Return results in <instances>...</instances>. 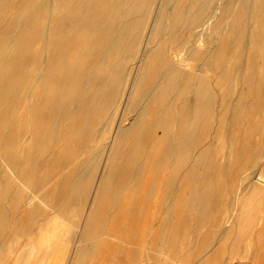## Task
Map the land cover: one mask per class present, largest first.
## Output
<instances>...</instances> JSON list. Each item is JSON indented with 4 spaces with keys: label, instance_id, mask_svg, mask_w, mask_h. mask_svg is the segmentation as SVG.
<instances>
[{
    "label": "rangeland",
    "instance_id": "obj_1",
    "mask_svg": "<svg viewBox=\"0 0 264 264\" xmlns=\"http://www.w3.org/2000/svg\"><path fill=\"white\" fill-rule=\"evenodd\" d=\"M159 1L160 0H155L157 4L155 5L154 3V5L151 6L152 10L150 11V17H154L159 8L158 15H167L169 16V19L168 21L162 22L160 20L156 21L155 23L157 26L160 25L159 27H161L163 24H168V26L176 28V31H179L180 34L184 35V39H182L184 44L186 40L190 39L191 41H189L192 42L193 39L188 36L189 32H187V27L196 25L200 21L202 22H200L201 24L204 23L209 28L212 27V32L209 28L207 29L209 30V33L206 35L209 40L205 37L204 40H201L202 42H194L196 43V46L201 49L208 48L209 50L207 49V52H199L201 49H195L196 51L193 50L194 52L192 51V54L189 57L185 48H182L183 50H180L181 52H179V56L185 57V62H189H187L189 66L185 63L187 70H196L194 71L195 76L192 81H194L193 87L196 85L195 88L197 91L191 92L190 90H184L181 88L183 87V83L181 82V85L176 86L177 88L173 87L175 92L174 89L169 91V97H171H168L169 100L162 102L161 98L156 99L150 106L148 112L145 107V101L141 102L136 109L134 108V110L127 111V109L124 108V105L128 91L126 90L128 88V81L126 84L127 88L125 87L123 96L121 97L122 101L120 100L118 107L112 111L109 110V113L107 114H103L102 112H97L95 114L98 117L95 127L97 126V128H104L106 130V136L102 141V144H104L102 149L103 154L101 155L100 163L96 166H89V150L87 147H84L78 152H72L73 146H75L79 138L82 137L83 132H81L79 128L74 130L72 134L69 132H71V127L80 125L82 117L79 112V104L77 105L78 108H76V106L73 107L74 105L67 104L69 107L66 111L69 115L67 116L66 114V117H59V119H61V124H58L59 126L55 125V130L53 129L51 132L52 137L59 135L58 137L52 138V140L51 138L46 139L43 142L44 145L41 143L40 146H38V149L36 148V153L29 152L31 155L28 152L13 153L14 157H16V155L17 157L24 155H28L27 157L30 156L29 161L31 158L32 160L30 163L28 161L29 167H20V169H17V175V172L15 171L16 167L18 168L19 166H14V164H12L14 175L10 172V175H8V171H4L7 170L6 167H4L5 164L0 160V169L2 167V170H0V209H4V212H13L15 219L17 218V215L15 214L34 211L36 208L33 207L38 206L34 212L45 214L46 218L52 217L49 216V214L55 213V220L64 224L63 226L59 223V228H56L57 232L61 229L60 231L65 237L66 235L74 236L79 235L80 230L86 222V218L87 220L93 218L94 223H100L102 213L104 220H107L108 218L115 219L117 205H122L125 202V199H127L128 196L132 197L133 191L138 189L137 187L139 185L135 184L136 181H156L158 197L172 195L174 203H178L174 205L176 208L180 207L179 203L182 202L181 198L187 199L190 214H193L196 217V214L203 213L202 216L209 219V223L205 225L207 226L205 227L207 229L206 236L212 235L213 231L216 232L219 228L222 230L226 228V230H228V228L234 224L233 222L237 220V214L240 212L245 210L252 212L249 214V219L246 222H243L244 225L233 227V229H235V231L232 230L233 233L230 230L228 232L226 231L227 234L232 233L234 235V239L237 241V243L235 242V246L242 240L246 242V248L240 254L243 257L240 261L244 260L249 264V260L245 258L249 256L251 247L254 248L253 250L255 252L258 251V255H262L264 252V0H251V2L250 0H165L164 4L160 7L158 5ZM9 5L10 6L3 15L0 16V31L10 27L15 32L18 31L17 33L14 32V35L16 37L18 36L17 40L15 39V36H13L15 42L18 40L21 41L22 39H28V41L30 40L32 42V47H39L43 39H37L36 36L39 35V38H41L44 31L48 30L47 27L39 24L34 27L29 26V28L23 26L19 21L22 20L24 12L23 4L20 0H14V2ZM165 6L167 7L165 8ZM196 21L198 23H196ZM152 22L153 21L147 23V27L144 30L145 37H142L139 46L140 48L136 55L137 59L135 57L134 61L132 60L130 62L128 65L129 69L132 68V66L134 68V65L139 61L140 57L138 56H141V53H143L147 40L145 34L147 33L148 26ZM200 23L195 29L205 26ZM172 33V31L170 32L168 30H155V40L158 41L157 44L163 43L165 40L166 43H168V41L169 43H176L175 38L171 37ZM210 40L211 42H209ZM182 46L183 45L180 47ZM211 48H213V50ZM197 53L199 55H197ZM44 54L45 52L39 51L38 57L39 59L41 58V61L46 55ZM197 70L199 71L197 72ZM201 74L203 76L199 77ZM84 76L85 75H83L82 79ZM203 77L207 78L204 79ZM128 80H130V78ZM212 85L214 88H212ZM199 87H201L200 91ZM21 89L22 91L20 92L23 93L24 90L22 85ZM83 92L85 93V86L82 89V93ZM19 93L17 94L18 97L24 95V93ZM209 96H211L210 99L212 98L213 100L211 99L212 105L209 100L210 110L207 111L198 105L201 104L203 100H206L207 97L209 98ZM172 98H174L173 101ZM67 100L68 99L64 100V102ZM186 102L193 105L190 106V109L198 106V108H196L197 112L198 114L201 113L198 117V122L201 120L199 127H201L203 131L201 130L202 132L199 133L196 147L197 149L203 148L206 152L205 154L197 155L195 150H193L191 151V153L193 152V155L191 156L190 153V158L189 155L181 158L179 152H166L165 145L167 144V140H163L162 143H160V138L164 139V135L167 136V133L164 129V124L160 123L153 126V128L151 127L152 133L149 140L145 143L144 148L134 156L133 160H124L123 165H118L116 167L104 166L112 135L114 134V128L118 123L123 126L129 125L133 117H136L137 114H139V117H144L146 121H151L156 119V117L162 118L166 110L169 109L167 108L168 106H170L172 110L178 111ZM253 104L258 105V108ZM253 106L256 108L254 109ZM61 107V109H64L62 104ZM74 115L75 117H73ZM67 124H69L68 127H66ZM62 125H65L64 127H66L68 132ZM209 129L211 130L210 132L207 131ZM19 131L20 133L23 132L22 129H19ZM23 134L20 135L25 137V133ZM22 136H19L20 144H22V142L27 144L28 139L26 140V138H23ZM72 137H74V142H72ZM56 140L57 142L60 140L61 143H55ZM131 141V139L126 138L124 145L130 146ZM202 143H205L204 146H202ZM198 146H200V148ZM55 147H59V149L57 150ZM0 153L2 154V152ZM195 157L199 164L192 168L190 167V164L194 161ZM78 160L80 162H78ZM32 162L35 163L36 166H34ZM74 162L79 167H73ZM202 162L204 164H200ZM186 164L188 165L186 166ZM104 168L106 170H104ZM89 170L93 171L89 172ZM103 170L105 172H103ZM21 173H25L24 175L26 176ZM75 175H78V177H74ZM8 176H10V180L8 179ZM18 178L21 179V182H19L20 179L18 180ZM101 179H103L102 185L104 186L97 185L99 180V182L102 181ZM2 182L3 185H1ZM6 182L7 184H5ZM17 182L20 184H17ZM9 185L11 186L9 187ZM1 187L7 190L5 191L1 189ZM13 187L15 190H12L14 189ZM33 188H35V190ZM12 191L14 193H12ZM21 191H23L24 194H22ZM98 191H103L101 195L102 199L98 202L96 201V204H93V197ZM16 197L17 199H15ZM42 205L44 206L42 207ZM86 214H88V216H86ZM191 223L196 226L198 221L194 220ZM208 225L212 226L208 227ZM67 240L68 239H66V241ZM65 247L66 244L62 247V252L65 250ZM256 262L258 263L259 259H256Z\"/></svg>",
    "mask_w": 264,
    "mask_h": 264
},
{
    "label": "bare ground",
    "instance_id": "obj_2",
    "mask_svg": "<svg viewBox=\"0 0 264 264\" xmlns=\"http://www.w3.org/2000/svg\"><path fill=\"white\" fill-rule=\"evenodd\" d=\"M13 2L14 0H0V16L3 15V13L7 10V8L10 6L9 4H12ZM20 2L23 4V8H24L22 20H19L21 24L28 28L29 26L34 27L35 25L39 24L41 26H46L48 30L45 29L47 31H44V34L41 38H39L40 37L39 35L38 36L34 35L37 37V39H43L39 47H32V42L30 40L28 41V39H24V40L22 39L21 41L18 40L15 42V40H13V36H15L14 35L15 31L10 27L5 29L3 28L4 30L0 31V42H1L0 43V152H2V154L0 153V160L3 162V164H5L4 167H6L7 170L4 171L5 172L8 171L7 172L8 175H10L9 172L12 175H14L13 174L14 168L12 169V164H14V166L15 165L19 166L18 168L16 167V171H15L17 172V175H18L17 169H20V167L22 166L29 167L28 161L30 159V156L27 157L28 155H24L25 157L21 156L22 157L21 158L19 156L20 157L19 158L15 154L16 157H14L13 156L14 152L36 153L38 146H40L41 143L42 145H44L43 142L46 139L51 138L52 140V138H56L59 136L58 135L52 137L51 132L54 129L55 125L59 126L61 124L60 123L61 119H59V117L61 116L66 117V114L68 113L66 110L69 107V105L67 104L74 105L73 107L76 106V108H78L77 105L79 104V112L82 117L80 125L78 126L75 125L71 127V132H69L72 134L73 131L76 130L77 128H79V130L83 132L82 137L80 136L81 138H79L75 146H73L72 144L73 146L72 152H78L79 150H82L84 147H87V149L89 150L88 152L89 154L88 163L90 162L89 166H96L100 163L102 157L101 155L103 154L102 149L104 147V144H102L103 143L102 141L106 136L105 134L106 130L104 128L102 129L97 128V126L95 127L98 121V117L95 114L97 112L99 113L102 112L103 114H107L109 113L108 112L109 110L112 111L113 109L117 108L118 104L120 103L121 97L123 96V92L125 90L128 81H129L128 88L126 87L127 88L126 90L128 91L124 105V108H126L127 111L134 110V108L136 109L141 102L145 101L146 104L145 103L143 104H145V107L147 108V112H148L150 110V106L152 105V103H154L156 99L161 98L162 102L165 100L166 101L169 100L168 99L170 94L169 91L174 89L173 87L181 85V82L183 83V87L181 88H183L184 90H188V91L190 90L191 92L197 91V89L195 88L196 85L195 87H193L194 81H192L193 77L195 76L194 71L196 70L193 71H190L191 69L189 71L187 70L185 63L186 65L189 66V64H187L188 61L185 62V57L179 56V52L183 50L182 48H185L187 54H189L188 55L189 57L192 54L193 50L201 49L197 47L196 43L194 42L196 41L199 43V41L204 40L205 37L207 39L206 34L209 33L208 31L210 30L212 32L211 30L212 27L209 28L204 23L203 24L205 26L195 29V27L199 26V23L201 21L199 23L196 21V23L198 24L187 27L188 29L187 32H189L188 36L192 37L193 39L192 42H190L191 41L190 39H189L190 41L186 40L184 44L182 42V39H184V35L180 34L179 31H176V28L168 26V24H163L161 25V27H159L160 25L157 26V24L155 23L156 21L160 20L162 22V21H168L169 19V16L167 15L166 16L158 15L160 10L158 7L155 16L153 17L151 15L152 18L150 17V11L152 10L151 6L154 5V3L155 5L157 4L155 0L152 1L150 0H40V1L20 0ZM164 2L165 0H160L158 2L159 7L163 5ZM166 7L167 6H165V8ZM181 12L183 13L182 10ZM150 21L153 22L150 23V25L147 28V33L145 34L147 40L143 53H141L142 54L141 56H138L140 58L138 63L134 65V68L132 66V68L129 69L128 65L132 60L134 61L137 52L139 51L140 48L139 46L142 41V37L144 36V30L147 27V23ZM208 28L209 30H207ZM157 29H160V31L161 30H168L170 32L172 31L173 33L171 37L175 38L176 43L173 42L169 43L168 41L169 43L168 44L166 43L165 40V42L157 44L158 41L155 40V36H156L155 30ZM17 32L18 31H16L15 33ZM15 39L17 40L18 36L17 37L15 36ZM209 42H211V40ZM181 45L183 46L180 47ZM213 48L211 49L213 50ZM207 49L208 48L201 49L199 52L206 51ZM39 51L45 52L46 54V55L44 54L45 57L42 61L40 60L41 58L39 59L38 57ZM197 55L199 54L197 53ZM198 71L199 70H197V72ZM83 75L85 76L82 79ZM201 76L203 75L201 74L199 77ZM129 78L130 80H128ZM206 78L207 77H205L204 79ZM21 85L24 90L23 92L24 95H20L18 97L17 94L20 91H22ZM84 86H85V93L84 92L82 93V89ZM212 88H214L213 85ZM200 90L201 87H199V91ZM23 93L20 92L19 94H23ZM196 96H197V92H196ZM210 97L211 96H209V98L207 97V99L203 100V102L198 106L203 108L204 110L207 111L210 110L209 102L212 99V98L210 99ZM66 99H68L66 101L67 103L64 102V100ZM173 99L174 98H172V101ZM188 102H186L184 106L180 108L178 111L172 110L171 107L168 106L167 104L168 106L167 108L169 109L166 110L162 118L156 117V119H153L151 121H146L144 117H139V114H137V116L135 115L136 117H133L129 125L123 126L118 123V125H116V127L114 128V134L112 135V140L108 148L104 166L116 167L118 165H123L124 160L127 159L133 160L134 156H136L140 152V150L144 148L145 143H147V141L149 140L152 133L151 127L153 128V126L160 123L164 124V129L166 130L167 133V136L164 135L165 137L164 139L160 138V143H162L163 140H167L166 142L167 144L165 145L166 152L169 153L179 152L181 154V158L186 157L188 155L190 158L193 155L192 154L193 152L191 153V151L193 150H195V153L197 155L205 154L206 152L203 148H200V146H198L200 149H197L196 147L199 139V133L203 131V129L199 127V123L201 120L198 122V117L201 113L198 114L197 112L196 108H198V106L196 108L190 109V106L193 105H190L191 103L188 104ZM210 103L212 105V101ZM61 104L64 107V109H61L62 108ZM254 106L257 107L258 105H254ZM256 107H254V109ZM68 115L69 114H67V116ZM73 117H75V115ZM65 125L62 126L64 127ZM68 125L69 124H67L66 127H68ZM66 127L64 128L66 129ZM19 129H22L23 132L21 131L22 133H20ZM66 131L68 132L67 129ZM207 131L210 132L211 130L209 129ZM23 133H25L26 135L25 137L20 135ZM19 136L26 138V140L28 139L27 141L28 143L26 144L25 142H22V144H20ZM73 138L74 137H72V142H74ZM126 138L132 140L130 146L124 145V141ZM55 143H61V142L60 140L59 142H57L56 140ZM202 144H203L202 146H204L205 143ZM56 149L58 150L59 147ZM29 154L31 155V153ZM79 160L78 162H80ZM33 164L34 166H36L35 163ZM59 164H60V160H59ZM197 164H199V162L195 157L194 161L190 164L191 165L190 167L192 168L196 167ZM200 164H204V163L202 162ZM73 165H74L73 167L78 166L75 162L73 163ZM187 165L188 164H186V166ZM0 170H2V167ZM104 170L106 169L104 168ZM104 170L103 172H105ZM90 171L91 170H89V172ZM21 174L24 175L25 173H21ZM78 175H75L74 177H78ZM9 177L10 176H8V179ZM2 178L5 179L4 177ZM19 179L20 178H18V180ZM101 180H102L101 182H99L100 180L98 181L97 184L98 186H104L102 185L103 179ZM19 182H21V179ZM19 182H17V184ZM68 182L67 184L69 185ZM5 184H7V182ZM1 185H3V182L1 183ZM10 186L11 185H9V187ZM1 189L5 191L7 190L2 187ZM33 189L35 190V188ZM12 190H15V188ZM21 192L22 194H24L23 191ZM12 193L14 192L12 191ZM102 193L103 191H98L96 195L94 194L95 196L93 197V204H96V201L98 202L99 200L102 199L101 198ZM15 199H17V197ZM68 200L67 202L69 203ZM43 206L44 205H42V207ZM33 208L37 209L38 206ZM0 210H1L0 211V215H1V213L2 212L4 213L5 210L4 209H0ZM32 213H36V212H32ZM250 213L252 212L245 210L237 214L238 215L237 220L233 222L234 224L230 226L231 229L228 228L227 232L229 230L235 231L233 227L235 226L237 227V225L239 227L241 225H244L243 222H246L249 219ZM86 216H88V214H86ZM61 224L64 226L63 223ZM60 230L61 229H59L58 231H59V235L62 236L61 245L63 247L65 246L67 241L64 240L65 236L61 233ZM56 235L58 234L56 233ZM256 263H257L256 260H252V264H256Z\"/></svg>",
    "mask_w": 264,
    "mask_h": 264
},
{
    "label": "crops",
    "instance_id": "obj_3",
    "mask_svg": "<svg viewBox=\"0 0 264 264\" xmlns=\"http://www.w3.org/2000/svg\"><path fill=\"white\" fill-rule=\"evenodd\" d=\"M156 183L136 181L138 189L122 205H117L115 219L104 220L102 213L100 223H94L93 218L85 219L79 235L65 237L68 240L63 252L61 236L56 231L61 222L55 220V213L46 218L39 212H20L14 219L13 212H4L0 215V222L4 221L0 223V264L240 262L243 258L240 254L246 248L244 240L235 246L237 241L233 234H227L226 228L206 236L209 219L203 213L196 217L190 214L187 199L181 198L180 207L176 208L174 205L178 203H174L172 195L158 197ZM194 220L198 221L196 226L191 223ZM253 249L245 259L252 264L258 258L257 264H264V252L258 255Z\"/></svg>",
    "mask_w": 264,
    "mask_h": 264
},
{
    "label": "built area",
    "instance_id": "obj_4",
    "mask_svg": "<svg viewBox=\"0 0 264 264\" xmlns=\"http://www.w3.org/2000/svg\"><path fill=\"white\" fill-rule=\"evenodd\" d=\"M237 264H247L245 261H240Z\"/></svg>",
    "mask_w": 264,
    "mask_h": 264
}]
</instances>
